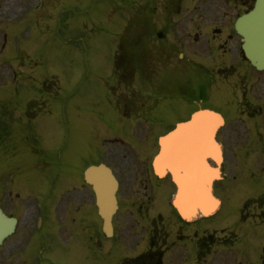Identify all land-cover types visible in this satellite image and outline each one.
Masks as SVG:
<instances>
[{
    "label": "flooded vegetation",
    "instance_id": "flooded-vegetation-1",
    "mask_svg": "<svg viewBox=\"0 0 264 264\" xmlns=\"http://www.w3.org/2000/svg\"><path fill=\"white\" fill-rule=\"evenodd\" d=\"M224 1L217 8L215 0H125L133 11L122 38H131V47L119 45L116 75L142 77L143 94L131 90V107L159 108L161 115L135 119L144 131L128 147L111 237L84 177V131L56 147L54 126L37 119V98L0 105V207L17 219L0 246L1 264H264V71L247 61L235 30L253 0ZM123 2L115 0V9ZM41 21L43 14L0 11L1 52L9 48L15 61L30 58L18 46L35 30V40L26 42L38 47L39 33L52 31V14L45 28ZM169 92L185 96L151 103ZM202 107L225 120L217 132L221 178L214 183L222 207L214 216L186 220L171 204L172 174L160 177L153 159L160 136ZM206 163L207 169L218 165L209 153Z\"/></svg>",
    "mask_w": 264,
    "mask_h": 264
},
{
    "label": "rangeland",
    "instance_id": "rangeland-1",
    "mask_svg": "<svg viewBox=\"0 0 264 264\" xmlns=\"http://www.w3.org/2000/svg\"><path fill=\"white\" fill-rule=\"evenodd\" d=\"M108 8L110 0L107 3L103 0H0V11H53V39L50 44H39L46 54L42 57L45 65L53 75L52 88L60 95L49 106L52 114L44 120L61 126L70 121L71 126L84 131L83 156L87 164L101 160L106 140L121 138L129 143L136 140V123L132 115L124 114L122 99L114 89L117 86L114 60L119 42L115 28L119 22L113 11H106ZM132 8L129 7L130 12ZM35 38L27 33L22 37V44L29 45L26 41ZM1 66L4 71H0V98L6 88L22 89L18 82H13V69L9 65ZM28 71L29 68H24V75ZM23 78V86H27L28 79ZM123 88L126 86L121 85ZM31 93L35 95L32 89L30 96H33ZM159 114L151 112L153 119ZM124 146L119 143L114 161L125 179ZM54 244L61 251L68 250L62 242Z\"/></svg>",
    "mask_w": 264,
    "mask_h": 264
},
{
    "label": "water",
    "instance_id": "water-1",
    "mask_svg": "<svg viewBox=\"0 0 264 264\" xmlns=\"http://www.w3.org/2000/svg\"><path fill=\"white\" fill-rule=\"evenodd\" d=\"M238 31L244 36V48L246 50L247 56L251 59L252 63L258 67H264V0H257L256 6L252 12L241 17L237 22ZM261 38V39H260ZM206 119L209 125L215 130L221 123V116L215 112H204L198 114L193 118V120L185 125H181L177 131L172 133L169 137L162 139V144L168 146L170 142L176 140L181 133L185 132L187 129L192 128L197 124V122ZM167 150L163 152L157 159L158 163L165 160ZM161 174L163 171H160ZM175 178H178V174L174 172ZM218 171L215 170L211 173L212 177H217ZM87 181L94 185L96 191L98 205L100 208V213L104 218V227L106 231L109 229L111 224L112 214L114 213L116 204V190L117 181L112 175L109 168L105 165L92 166L86 172ZM188 188H183L182 197L186 194ZM205 204L200 207L205 213H209L216 206V201L210 192L207 194ZM182 197L178 201L182 200ZM187 211L188 214H195L196 208ZM187 214V215H188ZM13 222L11 219L7 218L5 214L0 209V241L12 231Z\"/></svg>",
    "mask_w": 264,
    "mask_h": 264
},
{
    "label": "bare ground",
    "instance_id": "bare-ground-1",
    "mask_svg": "<svg viewBox=\"0 0 264 264\" xmlns=\"http://www.w3.org/2000/svg\"><path fill=\"white\" fill-rule=\"evenodd\" d=\"M207 126L208 122L205 119L197 127L173 140L167 148L170 154L168 159L171 165L174 167L182 166L187 174L186 180L192 185L186 197L183 198L185 203L182 206L184 208L187 207L188 210L191 209V206L200 205L204 195L208 193L207 186L205 185V182L208 181V175L205 174V170L203 171L199 163L201 157H203L199 142L205 137L203 128ZM203 201L205 202V199Z\"/></svg>",
    "mask_w": 264,
    "mask_h": 264
}]
</instances>
